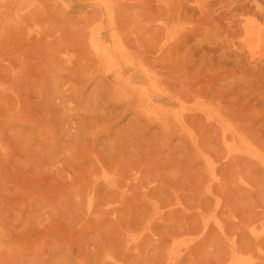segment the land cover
I'll use <instances>...</instances> for the list:
<instances>
[{
    "label": "rangeland",
    "instance_id": "1",
    "mask_svg": "<svg viewBox=\"0 0 264 264\" xmlns=\"http://www.w3.org/2000/svg\"><path fill=\"white\" fill-rule=\"evenodd\" d=\"M19 1L0 0V264H111L107 254L126 260L124 262L128 264H180V261L181 264H219L221 258H227L229 254L226 264L233 245L237 248V264H264V249L261 248L264 243L263 240L259 242L264 237V170L254 160H248L246 153L239 157L229 156V147L217 140L220 137L217 138L219 131L215 128L211 133V129L202 127L201 123L200 127L196 122L186 121L187 125L175 123L180 132L174 133L175 138L174 134L170 135L176 114H190L202 107L210 110L214 102L209 99L213 98L220 104L214 103L215 109L222 111L220 107H230L226 109V117L230 120V111H237L235 120L232 114L233 122L247 125L242 130L264 148V78L257 74L256 67L243 60L242 54L238 55L245 48L241 45L242 37L236 22L242 18L241 10L259 5L264 11V0H205L207 8L201 14L197 0H181V3L180 0H106L116 8L114 15L120 7V13L122 11L124 15L116 16L125 18L120 19L121 22H128L129 18L130 23L120 24L124 26L123 32L119 30V24L116 25L119 18L113 16L107 32L120 35L122 31V41L131 40L129 42L139 44L140 49L144 46L146 49L148 44L156 47L155 52L148 47V51L144 52L143 48L134 52L138 45L134 43L132 51V46H129L130 50L126 44L135 59L146 60L154 71L155 68L164 69L161 73L169 71L171 75L158 76L159 72H155L154 82H160L157 85L165 95L153 96L155 102L151 105L140 100L125 83L122 85L126 87L119 86L115 74L91 54L90 33L101 21L108 23L102 14L103 0ZM120 2L122 6H119ZM143 2L151 3L149 10ZM183 4L187 8L190 5L192 11L183 7L181 14ZM154 7H157L155 13ZM146 13L153 18L158 16L156 13L164 17L159 15L157 21L150 18L148 23ZM96 15L99 17L94 22ZM138 18L146 19L139 21ZM61 27L64 31H59ZM78 28L80 34L82 29L86 30L82 35L88 39L78 36ZM17 30L18 33H14ZM160 31L164 38L155 34ZM139 32L141 36L137 34ZM45 34L49 36L45 37ZM153 35L159 36L157 39L163 38L159 39L160 44L152 40ZM178 36L186 40L178 43ZM79 38L87 41L86 47ZM104 38L110 42L108 34ZM172 40L177 42L174 44V47L177 44L176 49ZM168 42L172 43V49ZM162 49L167 50L164 58L160 56ZM80 50L82 56L86 53L83 57ZM114 55L118 57V54ZM257 57L264 63V49ZM125 66L122 71L130 74L131 69L126 66L129 70H125ZM157 76L171 81L169 83L176 89L173 92H182L184 86H188L189 89L185 87L183 91L188 89L191 94H196L188 93L195 97L194 100L179 101L177 96L181 97V93L178 91L180 95L176 92L173 95L172 86L167 87L168 81L167 85L161 83L164 79L159 81ZM134 79L139 84H147L140 74ZM156 105L159 106L154 107ZM147 108L167 112L165 120L146 112ZM212 117L214 125L219 126L222 117L214 114ZM238 119H243L242 124ZM194 126L199 127L195 133ZM256 131L260 136H255ZM196 132H199L198 139ZM211 136H215L214 140ZM259 140L262 142L258 143ZM216 141L221 142L217 144ZM204 148L209 152L202 151ZM231 165L233 168H229ZM107 166L113 169L107 170ZM122 171L126 172L125 178ZM104 178L112 180L110 187L106 186ZM88 193L96 195L91 211L86 209ZM159 199H162L161 203ZM163 203L167 207L163 208ZM216 221L225 223L222 225L226 232L221 233V237L218 232V236L215 235ZM237 221L240 225L235 223ZM233 223L245 231L244 237L240 235L242 232L238 234L239 226L233 227ZM225 225L229 227L228 231ZM231 229L235 234L229 236ZM205 232L204 240H207L202 239L204 244H201L199 240ZM236 232L240 235L239 244L246 247L236 243ZM223 239H226L225 243ZM196 241L200 243L198 247L193 244ZM221 241L223 243L219 244ZM223 244H227V248ZM224 248L229 252L226 257ZM186 253L193 254L188 257ZM182 255L192 260H183Z\"/></svg>",
    "mask_w": 264,
    "mask_h": 264
},
{
    "label": "bare ground",
    "instance_id": "2",
    "mask_svg": "<svg viewBox=\"0 0 264 264\" xmlns=\"http://www.w3.org/2000/svg\"><path fill=\"white\" fill-rule=\"evenodd\" d=\"M21 1V0H20ZM19 1V2H20ZM41 1V0H40ZM49 1V0H48ZM140 1H142V0H140ZM149 1V0H148ZM175 1V0H174ZM189 1H191V0H189ZM193 1V0H192ZM18 2V3H19ZM23 2V1H22ZM27 2L28 1H26V4H27ZM53 2V1H52ZM146 2H147V0H146ZM146 2H143L144 4L143 5H146L147 3ZM172 2V1H171ZM197 2V8H198V11L200 12V14L201 13H204L205 12V9L207 8L206 7V5H207V3H205V0H197L196 1ZM206 2H207V0H206ZM57 3H59V2H56V4ZM140 3V2H139ZM180 3H181V0H180ZM179 3V4H180ZM28 4H29V2H28ZM53 4H55V1H54V3ZM119 4V6H122V5H120V4H123L122 2H120V3H118ZM125 4H127V2L125 3ZM125 4H124V6L123 7H125ZM151 3H149L148 2V4L145 6V7H147L148 8V5H150ZM162 3H160V5H161ZM169 5H168V9L170 10V8H171V5H170V3H168ZM206 4V5H205ZM44 5V4H43ZM48 5V4H47ZM102 14H104L105 16L104 17H106L107 19V21H108V23H103V21H101V23H99V25L97 26V28L94 30V32H91L90 33V36H89V44H90V51H92V53L91 54H93L94 56H97V58H99V60L101 61V62H103L104 64H105V66H107L108 68H109V70L111 71V72H113L114 74H115V77L117 78V82H118V84H119V86H122V87H126V86H124V85H127V87L129 88V89H131V91L133 90L134 91V93H135V95L136 96H139V99L140 100H142V101H144L145 103H146V105H151V104H153L155 101L154 100H152V97L153 96H159V97H162V96H164L165 95V93H164V91L163 90H161L159 87H158V85H160V82H154L155 81V77H156V73H157V71L159 72V73H157V75L158 74H161V75H163V73L164 72H162L161 73V71H164V69L162 70H156V66L155 67H152V68H155V71H154V69H151L150 67L151 66H149L150 64L148 63V65H147V61L145 62L144 60H137V59H135L133 56H132V54H133V52H132V54H130V52L128 51V48H129V46L132 48V51L135 49V48H133L134 46H133V44L135 43V42H132V44H131V42H129V41H131V40H129L128 42H124V41H122V39L120 38V37H122V31L124 32V30H123V27L124 26H122V25H126V23H128L129 22V18H128V22H126L125 21V23H124V21H122L121 22V20H125V18H119L120 17V15H118V16H116L117 14H122V15H124L123 14V12L121 11V13H120V7L118 8V6L116 5V7L118 8L117 10L119 11H117V13H115L116 15H114V12H115V9H114V6L112 5V4H110L108 1H106V0H103L102 1ZM141 5V4H140ZM158 5V4H157ZM17 6V5H16ZM58 6H60V4L58 5ZM57 5H56V7H58ZM151 6V5H150ZM149 6V7H150ZM154 6V5H153ZM163 6V5H162ZM190 6V5H189ZM188 6V8H190ZM55 7V6H54ZM123 7H122V10H123ZM159 8H161V6H158ZM170 7V8H169ZM178 7V6H177ZM183 7H184V9L186 8L187 10H188V8H187V5L185 6L184 4H183V6H182V8H181V14H182V12L184 11L183 10ZM192 7V6H191ZM151 8V7H150ZM155 9L157 8V7H154ZM154 8H152V9H154ZM174 8H176L175 6H174ZM196 8V6H194V9ZM243 8V7H242ZM47 9V8H46ZM54 9V8H53ZM56 9V8H55ZM54 9V10H55ZM59 9V8H58ZM162 9V8H161ZM191 9V10H190ZM189 10L190 11H192V8H190ZM241 9V8H240ZM147 10H149V8L147 9ZM158 10H160V9H158ZM196 10V9H195ZM56 11H57V9H56ZM60 11V10H59ZM126 11V10H125ZM124 11V12H125ZM152 11H154V10H151V12ZM157 11V9L154 11V13ZM163 11L165 12V8L163 9ZM168 11V10H167ZM194 11V10H193ZM240 11V10H239ZM54 12V11H53ZM149 12V11H148ZM164 12H162L161 11V15H163V13ZM170 12V11H169ZM169 12H168V15H169ZM175 12H177L176 10H175ZM89 13H90V11H89ZM93 13V12H92ZM126 13V12H125ZM174 13V12H173ZM158 16L160 15L159 13H156ZM7 15H8V13H7ZM6 15V16H7ZM56 15V14H55ZM84 15H86V14H84ZM121 15V16H122ZM126 15V14H125ZM131 15V14H130ZM146 15H147V17H146ZM149 15V16H148ZM150 13H146L144 16L148 19V17H149V19L147 20L146 18V21H148V23H150L149 21H150V18H152L151 20H154V21H157L156 20V17H158V16H156V15H154L153 13H152V16H156V17H150ZM160 15V17L162 18V17H164V16H161ZM241 15H242V18H238L237 20H236V22H237V26H238V33L239 34H241V37H242V44L241 45H244V51H241V53H239L238 55H240V54H242V57H243V60L244 61H246V62H248V64H252L254 67H256L257 68V74H259L260 76H263V78H264V63H262L261 61H260V59L257 57V53H259L260 52V50H262V49H264V11H261V8L259 7V5H255L254 7H251L250 9H245V10H241ZM72 16V15H71ZM75 16V15H74ZM77 16V15H76ZM90 16V14L88 15V17ZM113 16H116V18H119V19H116V21H118V23L116 24L117 26H118V24H119V26H120V24L122 23V25L120 26L121 28L119 29L118 27V29L119 30H121L122 29V31H121V33H120V35L117 33V32H107L108 31V28L110 29V25L112 24V20H113ZM175 16V15H174ZM174 16H171V17H173L174 18V20H175V17ZM181 16V15H180ZM28 17V16H27ZM46 17V16H45ZM55 17V16H54ZM80 17V16H79ZM99 16H97L96 15V17L94 18L93 17V20H94V22H95V19H97ZM123 17H125V16H123ZM139 17V16H138ZM6 18V17H5ZM30 18V17H29ZM39 18V17H38ZM42 18V17H41ZM56 18H58V17H56ZM75 18H77V17H75ZM74 17H73V19H75ZM82 18V17H81ZM86 18V16L84 17V19ZM127 18V17H126ZM137 17H135L134 19H136ZM159 18V17H158ZM167 18V17H166ZM27 19V18H26ZM36 19V18H35ZM61 19V18H60ZM121 19V20H120ZM139 19V18H138ZM144 18H142V19H139V21L140 20H142V21H144L145 20ZM168 19V18H167ZM29 20V19H28ZM39 20V19H38ZM43 20V19H42ZM51 20V19H50ZM66 20V19H65ZM77 20V19H76ZM75 20V21H76ZM79 20V19H78ZM81 20V19H80ZM89 20V19H88ZM87 20V21H88ZM92 20V21H93ZM98 20V19H97ZM162 20V19H161ZM166 20V19H165ZM169 21H170V19H168ZM30 21V20H29ZM44 21V20H43ZM62 21H64V20H62ZM139 21H138V23H139ZM164 21V20H163ZM233 21V20H232ZM25 22H27V21H25ZM37 22V21H36ZM39 22H41V20L39 21ZM47 22V21H46ZM94 22H92V23H94ZM97 22V21H96ZM164 22H166V21H164ZM172 22H175V21H172ZM1 23V22H0ZM64 23V22H63ZM78 23V22H77ZM111 23V24H110ZM151 23H153V21H151ZM29 24V23H28ZM27 23H26V25H28ZM71 24V23H70ZM130 23H128V25H129ZM132 24V23H131ZM135 24H136V22H135ZM140 24V23H139ZM139 24H137V26L139 25ZM142 24V23H141ZM89 26H90V24H88ZM167 25H168V21H167ZM232 25V24H231ZM30 26H32V25H30ZM63 26V25H62ZM72 26V25H71ZM132 26V25H131ZM140 26V25H139ZM143 26V25H142ZM141 26V27H142ZM152 26V25H151ZM159 26V25H158ZM234 26V25H233ZM56 27V26H55ZM70 27V26H69ZM153 27V26H152ZM151 27V28H152ZM161 27V26H160ZM172 27V26H171ZM235 27V26H234ZM1 28V27H0ZM130 28H132V27H130ZM129 28V29H130ZM134 28V27H133ZM138 28V27H137ZM145 29H146V27H144ZM150 28V27H149ZM149 28H148V30H149ZM165 28V27H164ZM17 29V28H16ZM51 29V28H50ZM53 29H55V28H53ZM60 30L59 31H64V29L61 27V28H59ZM127 29V28H126ZM153 29V28H152ZM173 29V28H172ZM84 30H85V28H84ZM139 30H140V28H139ZM138 30V31H139ZM155 30V29H154ZM10 31H12V29L11 30H9V33H11ZM21 32H22V30H20ZM78 34H80L79 33V28H78ZM118 31V30H117ZM133 32V31H132ZM131 31H130V33H132ZM144 33L146 32V31H143ZM155 32V31H154ZM157 32V31H156ZM163 32H165L164 31V29H163ZM162 31H160V33H155L156 35H159V36H161V37H163L164 35H160V34H162L163 33ZM8 33V32H7ZM14 33H18V30L17 31H15ZM24 33V32H23ZM47 33V32H46ZM50 33H52V31H50ZM54 33V32H53ZM53 33H52V35H53ZM76 34H77V32H75ZM81 33L82 34H85L86 33V30H85V32L83 31V29H82V31H81ZM134 33V32H133ZM148 33L149 34H151L150 33V31H148ZM171 33V32H170ZM172 33H173V31H172ZM6 34V33H5ZM43 34V33H42ZM41 34V35H42ZM49 34V33H48ZM48 34H45L46 36L45 37H47V35ZM82 34H80V35H78V36H81ZM88 34V33H87ZM86 34V35H87ZM105 34H108L109 35V41L111 42H107L106 40H105V38H104V36H105ZM137 34H140L139 36H141L142 34H141V32H139V33H137ZM146 34V33H145ZM152 34H154V33H152ZM164 34V33H163ZM40 35V36H41ZM51 34H50V36H52ZM62 35H64V34H62L61 33V36ZM131 35V34H130ZM133 35H135V34H133ZM148 35V34H147ZM170 34H168V36H169ZM44 36V35H43ZM49 36V35H48ZM83 36H84V39L86 38V39H88L87 37H85V35H82L81 37L83 38ZM126 37H127V35H125ZM154 36V35H153ZM159 36H154L155 37V39H154V37H153V39L152 40H155V43L158 45V43H159V41H161V40H159V39H163V38H158L157 39V37H159ZM240 36V35H239ZM31 37H33L32 35H31ZM35 37H36V35H35ZM42 37V36H41ZM39 38V39H42V38ZM182 36H178V40L176 39V41L179 43H181L182 41H185L186 39H185V37L184 38H181ZM131 38V37H130ZM136 38V37H135ZM134 37H132V40L133 39H135ZM141 38V37H140ZM140 38H138V39H140ZM179 38H181L180 40H179ZM1 39H2V37H1ZM81 38H79V42H82L81 44H85L84 45V47H86V44H87V41L85 40V42H84V39H82V40H80ZM137 39V38H136ZM136 39L134 40V41H136ZM182 39H184V40H182ZM150 40V39H149ZM156 40H157V42H156ZM106 41V42H105ZM175 40L173 41L172 40V43H170L169 44V42H168V44L170 45V46H168V44L166 45V46H168V47H170V49H172L171 47H172V45H173V47H174V44H175V42H176ZM137 42V41H136ZM138 42H140V40H138ZM137 42V43H138ZM152 41L150 40V43H151ZM176 42V43H177ZM65 43V42H64ZM125 43V44H124ZM184 43V42H183ZM126 44H128V48H127V45ZM160 44V43H159ZM172 44V45H171ZM82 45V46H83ZM135 46L136 45H138V47L139 48H137V49H135V51L134 52H136L137 50L139 51H142L143 50V48H144V52H145V50L146 51H148L147 50V47L148 48H151L152 49V51L151 52H155V51H153V50H155V49H157L156 47H154V48H152L153 46L151 45V44H148L147 45V47H146V49H145V46L144 47H142L141 49H140V45L139 44H134ZM177 45V44H176ZM176 45H175V47H176ZM182 45V44H181ZM152 46V47H151ZM180 46V45H179ZM174 47V48H175ZM79 48V47H78ZM82 49V48H81ZM130 49V48H129ZM169 49V50H170ZM176 49V48H175ZM85 49L83 48V51H84ZM131 50V49H130ZM78 51H79V49H78ZM81 51V50H80ZM86 51V50H85ZM84 51V52H85ZM162 52L160 53V54H162V55H160L162 58H164L163 57V54L165 53V52H167V50L166 51H164V49H162L161 50ZM164 51V52H163ZM176 51V50H175ZM83 52V56H84V54H86V53H84ZM170 52V51H169ZM172 52V51H171ZM173 52H174V50H173ZM79 53V52H78ZM118 54V57H116V55H114V54ZM234 53H235V51H234ZM139 54V53H138ZM159 55V54H158ZM80 56H82V51H81V53H80ZM82 56V57H83ZM236 56H237V54H236ZM146 57V56H145ZM145 57H142L143 59L145 58ZM161 57H159L158 56V59H162ZM149 58V57H148ZM80 59H81V57H80ZM89 59V58H88ZM93 59V58H92ZM95 59V58H94ZM120 59H122V61L123 62H121V60ZM97 60V59H96ZM156 60H157V57H156ZM143 61V62H142ZM146 64H145V63ZM157 62V61H156ZM94 63V62H93ZM95 64V63H94ZM123 64V65H122ZM124 65H126V66H129V68L131 69V73L130 74H124V69H123V71H122V67L124 66ZM92 66V65H91ZM126 66H125V70H129L128 68H126ZM102 67V66H101ZM93 68H94V66H93ZM159 68V67H158ZM160 68H161V66H160ZM95 69V68H94ZM100 71V70H99ZM156 72V73H155ZM93 73H94V71H93ZM128 73V72H127ZM168 73V74H167ZM167 73H164L165 75L167 74L168 76H171V75H169L170 73H169V71H167ZM97 74V73H96ZM138 74H140L143 78H144V80L146 81L147 80V84L146 83H144V84H139V83H137L136 82V79H134V76H136V75H138ZM101 75V74H100ZM164 75V76H165ZM95 76V75H94ZM104 76V75H103ZM158 76H160V75H158ZM157 76V77H158ZM163 76V77H164ZM168 76H166V78H168ZM161 78V80L162 79H164V80H162L163 82H161V83H164V84H166V82L168 81V85H167V87H168V89H170L169 88V86L171 85L170 83H171V81H169L168 79L166 80L165 78ZM159 78V77H158ZM160 78H159V81H161L160 80ZM172 78H174L175 79V77H172ZM171 77H170V79H172ZM107 79V78H106ZM173 79V80H174ZM166 80V81H165ZM176 80V79H175ZM170 82V83H169ZM172 82H175V81H172ZM125 83V84H124ZM175 83H177V81L175 82ZM174 83V84H175ZM122 84H124V85H122ZM158 84V85H157ZM164 84H163V86H164ZM179 84V83H178ZM165 85V86H166ZM182 85V82L179 84V86H181ZM114 86V85H113ZM164 86V87H165ZM172 87H171V91L173 92L174 91V87H173V85H171ZM174 86H176V84L174 85ZM185 87L187 88L188 86H184V88L182 89V87H180L181 89H182V92H181V90L179 91V90H177V91H175L176 93L178 92V93H181V97L180 96H177V99L180 101V99L182 100H184V101H186V102H190L189 100L191 99V101H193L194 99L193 98H195V97H190V94L192 93L191 91L189 92V87H188V89H186V91L184 92L183 90L185 89ZM166 88V87H165ZM172 88H173V90H172ZM179 88V89H180ZM106 89V88H105ZM112 89H113V87H112ZM117 89H118V87H117ZM116 89V90H117ZM169 90V91H170ZM176 90V89H175ZM188 90V91H187ZM106 91V90H105ZM110 91H112L113 92V90H110ZM130 91V92H131ZM121 92V91H120ZM175 92H173L172 94L174 95L175 94ZM186 92H187V94H186ZM114 94H115V92H113ZM117 93V92H116ZM177 93V95H180V94H178ZM188 93H190V94H188ZM186 94V95H185ZM194 94V93H193ZM193 94H191V96H196V94L195 95H193ZM112 96H113V94H111ZM182 95H185V97L184 96H182ZM198 96H200L199 94H197ZM216 95V94H215ZM214 95V96H215ZM111 96V97H112ZM121 96V95H120ZM130 96V95H129ZM186 96H188L189 98L188 99H186L187 97ZM114 97H116V96H114ZM121 97H123V96H121ZM141 97V98H140ZM171 97V96H170ZM186 99H184V98ZM200 97H204L203 95L202 96H200ZM119 98V97H118ZM205 98V97H204ZM116 99H117V97H116ZM120 99L121 98H119L118 100L120 101ZM206 99H209L208 97L207 98H205V100ZM213 98H210L209 99V101H213L214 103H216L215 101L216 100H212ZM216 99V98H215ZM219 99V98H218ZM139 100V101H140ZM123 101L124 100H122V103H123ZM135 101V100H134ZM133 101V102H134ZM221 101V100H220ZM121 102V101H120ZM126 102V101H125ZM132 102V103H133ZM137 102V101H136ZM141 102V101H140ZM217 102H219V100L217 101ZM143 103V102H142ZM144 103V104H145ZM214 103H213V106H214ZM131 104V103H130ZM143 104V105H144ZM159 104H161V103H159ZM217 104V103H216ZM128 105V104H127ZM217 105H220V104H217ZM137 106H139V105H137ZM159 105H156V106H154V107H158ZM209 106V105H208ZM210 106H212V103H211V105ZM212 106V109H210V110H208L207 108H205V107H202V108H200V110L199 111H197V112H192V113H187V114H176L175 115V118H174V120H175V122L173 123V126H174V124L175 123H178V125L179 124H186L187 125V123H186V121H191L192 123L194 122H196L197 123V126L201 123V125H202V127H206V129H211V131H212V129L214 130V128H215V130H217V131H219V134H220V136H219V134L218 133H216V135L218 134V136H217V138H219L220 137V139H217V140H221L223 143H225L228 147H229V151H228V154H229V156H231V157H236V156H238L239 157V154H241V153H246V155L248 156L247 158H248V160L250 159V161L251 160H254L257 164H258V166L260 165L261 166V168L264 170V148L262 149L261 147H259V145L258 144H255L252 140H251V138H249L248 137V135L249 134H246L243 130V128L244 127H246L247 125L246 124H244V125H246V126H243V125H240L239 123H235V121L233 122V117H232V114L234 115V120H235V118H237L238 116H236L235 117V113L237 112V111H234V113L232 112V111H230L231 113H230V117H231V119L232 120H230L229 119V117H226V111H227V113H228V110H226L228 107L226 106V108H225V106H223V107H220V109L221 108H223V110L222 111H220L219 109H215V107H213ZM135 107V106H134ZM133 107V109H135ZM230 108V107H229ZM228 108V109H229ZM127 110H129L128 108H126ZM132 109V108H131ZM225 109V110H224ZM232 109H234V108H232ZM136 110V109H135ZM164 110V109H163ZM139 111V110H138ZM223 111H225L224 113H223ZM146 112H149V113H153L157 118H159V119H161V121H163V120H165L164 118L167 116V112H164L163 111V113H159L158 112V110H156V108L155 109H152V108H147L146 109ZM130 113H131V111H130ZM140 114V113H139ZM138 114V115H139ZM212 114H214V115H218L219 117H222L221 118V123L219 122V126H217V125H214V123L212 122V119H213V117H212ZM238 114V113H237ZM146 118H148V117H146ZM163 119V120H162ZM151 120H152V118H151ZM167 120V119H166ZM239 120V119H238ZM170 121H173L172 119H170ZM240 121V123L242 124V122L241 121H243V119L242 120H239ZM248 122V121H247ZM171 123V122H170ZM169 123V124H170ZM190 123V122H189ZM188 123V124H189ZM191 123V124H192ZM193 123V124H194ZM195 123V124H196ZM244 123H245V121H244ZM192 124V125H193ZM171 126H172V124H170ZM176 125V124H175ZM160 126H162V128H163V125H160ZM165 126V125H164ZM196 126V127H197ZM200 126V125H199ZM215 126H217V127H215ZM243 126V127H242ZM175 127H177V126H174V129H176ZM190 127H192V126H190ZM195 126H194V133H195V129L198 131V128H196ZM201 127V126H200ZM242 127V128H241ZM251 127V129H252V125L250 126ZM167 127H165V129H166ZM178 128V127H177ZM188 128V127H187ZM169 130L171 129V128H168ZM167 129V130H168ZM174 129H173V131L172 130H170L171 131V134L170 135H173L174 133H176L177 135H178V131L179 130H175L174 131ZM179 129V128H178ZM192 129V128H191ZM243 129V130H242ZM250 129V130H251ZM168 130V131H169ZM249 130V131H250ZM164 131H166V130H164ZM170 131L168 132V134L170 133ZM248 131V132H249ZM255 131V130H254ZM173 132V133H172ZM180 132V131H179ZM202 132H203V130H202ZM209 132V134H210V131H208ZM247 132V133H248ZM197 133H199V132H196V134ZM211 133H214V131H212ZM251 133H253V132H251ZM251 133H250V135H251ZM258 132L256 131V133H255V136L257 137V135L258 136H260V134L258 133ZM176 134H174V138H175V135ZM182 135L181 136H183V133H181ZM195 134V135H196ZM202 134V133H201ZM203 135V134H202ZM208 134H206V136H207ZM211 135V134H210ZM253 135V137H255L254 136V133L252 134ZM252 135H251V137H252ZM261 135H262V133H261ZM180 136V135H179ZM185 136V135H184ZM197 136V138L196 139H198V134L196 135ZM201 136V135H200ZM204 136V135H203ZM263 136V135H262ZM214 137L215 136H211V139L213 138V140H214ZM256 137L254 138V139H256ZM184 138H186V137H184ZM188 138V137H187ZM203 138H206L205 136L203 137ZM202 138V136H201V139H203ZM206 141V140H205ZM221 141H216L217 142V144L219 143L220 144V142ZM261 140H259L258 141V143L260 142ZM189 142V141H188ZM198 143H199V140L197 141ZM208 142V141H207ZM206 142V143H207ZM262 142V141H261ZM197 143V144H198ZM202 143H205V142H203V140H202ZM214 143V142H213ZM258 145V146H257ZM263 144H261L260 146H262ZM210 147V146H209ZM219 147V146H218ZM217 147V148H218ZM221 147V146H220ZM223 147V146H222ZM264 147V146H263ZM201 148V147H200ZM203 148V147H202ZM209 149V148H208ZM224 149V148H223ZM203 150H205L207 153L209 152V151H207V149L206 148H204V149H202V151ZM215 150V149H214ZM204 151V152H205ZM225 150H223V152H224ZM194 154V153H193ZM218 154V153H217ZM209 155V154H208ZM219 155V154H218ZM221 155H224V154H221ZM220 155V156H221ZM211 156V155H210ZM219 156V157H220ZM225 156V155H224ZM224 156H221V157H224ZM212 157V156H211ZM221 159V158H220ZM229 159V158H228ZM234 160H235V158H234ZM218 161V160H217ZM231 161V163H232V159L230 160ZM236 162V161H235ZM234 163V162H233ZM232 163V165L234 166V164ZM101 164H104V163H101ZM221 164V163H220ZM238 164V163H237ZM240 164V163H239ZM226 165V164H225ZM232 165L229 167V168H233L232 167ZM241 165V164H240ZM240 165H238L239 167H240ZM219 166H222V164L221 165H219ZM229 165H227V167H228ZM237 166V165H236ZM235 166V167H236ZM109 167H111V166H109ZM218 167V166H217ZM223 167V166H222ZM225 168H226V166H224ZM112 169H113V167H111ZM111 168H108V166H107V170L108 169H111ZM224 168V169H225ZM111 169V170H112ZM119 169H121V168H119ZM220 169V168H219ZM227 169V168H226ZM106 170V171H107ZM118 170V169H117ZM104 171V170H103ZM105 171V172H106ZM120 171V170H119ZM136 171H137V169H136ZM142 171V170H141ZM215 171H217V170H215ZM130 172V171H129ZM121 173V172H120ZM119 173V174H120ZM123 173H124V175H123ZM219 173V172H218ZM129 174V173H128ZM106 175V174H105ZM122 175L124 176V178H125V176H126V172H124V171H122ZM131 174H129V176H130ZM219 176H221L220 174H218ZM126 178H128V177H126ZM220 178V177H219ZM243 178H244V180L245 181H247V179L243 176ZM158 179H159V177H158ZM106 180V186L107 187H110L111 185H112V180L111 179H108V178H104V181ZM116 180V179H115ZM118 180H120V179H118ZM139 180V179H138ZM142 180V179H141ZM151 181H153V178L152 179H150ZM157 180V179H156ZM160 180H161V178H160ZM209 179H207V181H208ZM215 180V179H214ZM206 181V182H207ZM216 181V180H215ZM92 182V181H91ZM118 182H120V181H118ZM123 182V181H122ZM132 182V181H131ZM205 182V183H206ZM152 183V182H151ZM216 183V182H215ZM219 183V182H218ZM222 183V182H221ZM223 183H224V181H223ZM241 183H243V182H241ZM97 184H99V183H97ZM217 184V183H216ZM215 184V185H216ZM226 184H227V181H226ZM250 184V183H249ZM100 185V184H99ZM118 185H119V183H118ZM137 185H138V183H137ZM144 184H142V186H143ZM252 185V184H251ZM133 186V185H132ZM226 186V185H225ZM264 186V185H263ZM98 187V186H97ZM119 187V186H118ZM138 187H140V186H138ZM155 187V186H154ZM228 187V186H227ZM120 188V187H119ZM214 188V187H213ZM95 189H96V187H95ZM121 189V188H120ZM124 189V188H123ZM212 189V188H211ZM108 190V189H107ZM114 190V189H113ZM141 190V189H140ZM96 191V190H95ZM95 191H94V193H95ZM214 190H212V192H213ZM220 191H221V189H220ZM87 192V191H86ZM120 192V191H119ZM140 192V191H139ZM215 192V191H214ZM118 193V192H117ZM141 193V192H140ZM208 193V192H207ZM98 193L96 192V195H97ZM116 194V193H115ZM119 194V193H118ZM216 194V193H215ZM95 195V196H96ZM217 195V194H216ZM85 196V195H84ZM95 196H94V194L93 193H88V196H87V201H86V209H87V211H91V207H93L94 206V204H95ZM72 197V196H71ZM98 197V195L96 196V198ZM99 198V197H98ZM97 198V199H98ZM156 198H159L158 196L156 197ZM209 198V197H208ZM118 199V198H117ZM212 199V198H211ZM86 200V199H85ZM119 200V199H118ZM160 201V203L162 202V199H159ZM214 200V199H213ZM117 201V200H116ZM165 203H166V201H164ZM172 202V201H171ZM171 202H169V204L171 205L172 203ZM96 203H98L97 201H96ZM165 203H163V208H164V206H166V204ZM99 204V203H98ZM167 207V206H166ZM201 207V206H200ZM94 208V207H93ZM158 208H159V206H158ZM157 208V209H158ZM161 208V207H160ZM203 208V207H202ZM216 208V207H215ZM97 209V208H96ZM201 209V208H200ZM211 209V208H210ZM94 210V209H93ZM217 210V209H216ZM98 211V210H97ZM203 211H205V210H203ZM94 212V211H93ZM96 212V211H95ZM94 212V213H95ZM151 212V211H150ZM263 212V211H262ZM218 213V212H217ZM220 214V212L218 213V215ZM213 216V215H212ZM217 216V215H216ZM161 217V216H160ZM218 218H219V216H217ZM221 217H223L222 215H221ZM216 218V217H215ZM238 218V221H240V218L239 217H237ZM221 219V218H220ZM220 219H218V220H220ZM225 219L226 218H224V221H225ZM215 220V219H214ZM228 220V219H227ZM198 221H201L200 219L198 220ZM197 221V222H198ZM224 221H222L223 223H224ZM238 221L237 222H235V223H237V224H239L238 223ZM198 223H200V222H198ZM223 223H221V222H219V221H216V223H215V226H216V228L217 229H215V230H217V231H215V235H217V232H218V235H220L221 233H223L226 229H224L223 230ZM229 225L228 226H230L231 225V222L229 221ZM225 224V223H224ZM237 224H232V225H234L233 227H235V225H237ZM227 225V224H226ZM225 225V226H226ZM240 225V224H239ZM239 225H237V227L239 226ZM199 226V225H198ZM201 226V225H200ZM228 226H226L227 227V231H228V229H229V227ZM192 227V226H191ZM226 227H224V228H226ZM197 229V228H196ZM196 229H194V230H196ZM234 229V228H233ZM142 230V229H141ZM198 230H199V228H198ZM238 230H240V231H238L239 233L238 234H240L241 232L243 233H241L240 235H242L243 237H244V232L242 231V229L240 228V226H239V228H238ZM192 231V230H191ZM191 231H189V235H191L190 234V232ZM201 231V230H200ZM214 231V230H213ZM231 231H232V229H231ZM230 231V233L228 234L229 236H231L232 235V233H234L235 231L233 230L232 232ZM188 232V231H187ZM196 232H197V230H196ZM195 232V233H196ZM226 232V231H225ZM251 232V231H250ZM181 233V232H180ZM199 233V232H198ZM208 233V232H207ZM154 234V233H153ZM171 234V233H170ZM173 234V233H172ZM183 234V233H182ZM192 234H194V233H192ZM213 234H214V232H213ZM235 234V233H234ZM236 234H237V232H236ZM237 234V235H238ZM179 235H181V234H179ZM187 235H188V233H187ZM203 235H205L204 237L202 236L200 239L201 240H199V238H198V240H199V242L201 243V244H204L203 243V240H204V238L206 237V232H205V234H203ZM217 235V236H218ZM240 235H238L237 236V238L235 239L236 240V243H237V241L239 240V237H240ZM249 235H250V233H249ZM170 236V235H169ZM169 236H165V237H168V238H170ZM241 236V237H242ZM163 237V236H162ZM220 237H221V235H220ZM172 238V237H171ZM219 238V237H218ZM223 238V237H222ZM221 238V239H222ZM251 238V237H250ZM163 239V238H162ZM161 239V240H162ZM203 239V240H202ZM214 239H215V237H214ZM217 239V238H216ZM221 239H219V240H221ZM260 239H261V241H260ZM259 239V242L261 243L262 242V240H263V242L262 243H264V237H263V239L262 238H260ZM207 240V239H206ZM206 240H204V242L206 241ZM218 240V241H219ZM225 240L226 239H223V241H224V243H225ZM232 240V239H231ZM258 240V239H257ZM3 241V240H2ZM223 241H221L219 244H222L223 243ZM253 241H254V239H253ZM197 242V241H196ZM193 243V244H196L195 246L196 247H198L197 245L198 244H200L199 242H197V243ZM141 243V242H140ZM232 243V242H231ZM134 244V243H133ZM193 244H191V246H193ZM238 244H239V241H238ZM238 244H237V246H238ZM254 244H255V242H254ZM125 245V244H124ZM214 245V243L212 244V246ZM223 245H225V244H223ZM222 245V246H223ZM240 245V244H239ZM243 245L244 244H242L241 243V247H243ZM253 245V244H252ZM262 245L263 244H261V248H263L264 249V247H262ZM195 246H193V247H195ZM202 246V245H201ZM226 246V248H227V244L225 245ZM224 246V247H225ZM245 246V245H244ZM256 246V245H255ZM260 246V245H259ZM192 247V248H193ZM216 247H218V246H216ZM239 247V246H238ZM246 247V246H245ZM190 248V247H189ZM192 248L190 249L191 250V252L194 250V248H193V250H192ZM226 248H224L225 249V251L227 250ZM248 249L247 250H249L250 248L249 247H247ZM120 249H122V248H120ZM125 249V248H124ZM183 248H181V251H183L182 250ZM218 250L220 249V251L222 252L223 251V248H217ZM236 247H235V245H233L232 247H231V252H232V254H231V257H230V260H229V262L228 263H226V264H237L239 261H238V259L236 258V256H235V252H236ZM239 249L241 250V248L239 247ZM246 249V248H245ZM113 250H115V249H113ZM188 250V249H187ZM187 250H186V252H187ZM189 250V251H190ZM123 251V250H122ZM242 251V250H241ZM116 252V251H115ZM227 252H228V250L226 251V253H225V257H226V254H227ZM244 252V251H243ZM229 253V252H228ZM246 253V252H245ZM1 254V253H0ZM193 254V253H192ZM192 254L190 253V255L192 256ZM166 255V254H165ZM164 255V256H165ZM184 255V254H183ZM183 255H182V258H183V260L185 259V260H192L191 258L189 259L188 257L190 256V255H187V253H186V256H188V257H183ZM223 256V257H224ZM106 257L107 258H109L110 259V263L111 264H128V263H126L127 261L126 260H122L121 258L120 259H118V258H115L113 255H111V254H107L106 255ZM118 257V256H117ZM120 257V256H119ZM182 258L180 259V260H182ZM187 258V259H186ZM228 258H229V254H228V257L227 258H221V260H220V262H222L223 264H224V262H225V260H228ZM262 258H264V257H262ZM224 259V260H223ZM183 260H182V262H183ZM223 260V261H222ZM124 261H126V262H124ZM179 261V260H178ZM227 262V261H226ZM130 263H132V262H130ZM222 263H219V264H222ZM259 263H262V262H258V263H254V264H259ZM134 264V263H133ZM165 264V263H164ZM176 264H178V263H176ZM180 264H181V261H180Z\"/></svg>",
    "mask_w": 264,
    "mask_h": 264
}]
</instances>
